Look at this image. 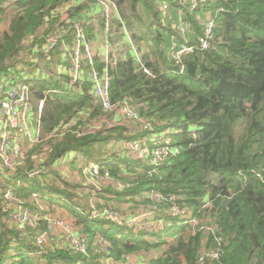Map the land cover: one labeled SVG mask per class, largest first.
<instances>
[{
  "label": "trees",
  "instance_id": "trees-1",
  "mask_svg": "<svg viewBox=\"0 0 264 264\" xmlns=\"http://www.w3.org/2000/svg\"><path fill=\"white\" fill-rule=\"evenodd\" d=\"M4 1L0 0V22L9 21V26L0 35V82L26 81L35 104L46 99L40 119L44 135L51 137L31 150L26 165L15 174L0 167V264H79L86 259L69 245H47L38 253V229L12 220L13 202L4 199L8 190L31 209L38 208L34 193L65 208L77 232L89 240L88 261L93 264L154 250L160 253L151 264H196L205 248L220 251L213 264H264V0H213L201 15L205 20L217 17L211 46L187 53L181 64L171 56L177 50L172 45L173 39L181 42L185 36L161 21V5L170 2L176 12L181 8L178 0L117 1L120 12L111 22L117 28L125 24L134 44L125 51L126 34L116 31L118 41L110 36L115 48L111 62L95 54L94 67L101 73L108 68L115 105L127 101L150 122V130L143 131L142 118L132 120L99 104L86 57L79 81L71 86L70 51L63 64L60 45L49 48L47 38L55 33L71 49L76 22L83 24L92 44L94 30L105 29L106 18L93 5L100 4L11 0L12 5H4ZM218 5L226 10L216 15ZM11 7L15 13L10 18ZM185 14L196 27L188 38L194 45L202 27L194 11ZM134 48L141 51L152 75L138 64ZM119 53L121 58H115ZM102 115L112 124L99 120ZM89 121L93 132L86 130ZM165 140L177 153L155 162L151 154ZM110 141L122 152L104 151ZM136 141L144 142L151 154L131 159L134 152L129 153L127 145ZM62 164L68 170H61ZM93 164L100 166L101 178L92 179L101 182L100 190L75 178L77 167L86 170ZM37 168L41 172L31 176ZM137 174L138 182L126 176ZM158 195L163 196L161 202L154 199ZM151 204L162 210L153 214V220L135 223L141 230L119 225L104 214L112 210L131 219L143 215ZM174 207L184 209L185 217L178 215L179 221L163 236L154 233L152 226L173 222ZM96 208L98 216L93 214ZM194 219L212 227L195 228ZM105 241L107 247L102 248L98 242Z\"/></svg>",
  "mask_w": 264,
  "mask_h": 264
},
{
  "label": "built area",
  "instance_id": "built-area-1",
  "mask_svg": "<svg viewBox=\"0 0 264 264\" xmlns=\"http://www.w3.org/2000/svg\"><path fill=\"white\" fill-rule=\"evenodd\" d=\"M103 7V15L106 18V22L109 26H111L112 18L118 14V6L114 0H92ZM213 0H178L181 4V8L176 12L171 10L170 2L164 3L161 5V21L163 25H167L173 21V25L175 29H178L182 34H184L185 42L181 43L173 39V49H177L175 53H172L178 64L182 63V57L185 53H192L196 49L206 50L211 46V39L213 38L216 26H217V17L211 16L207 20L202 19L201 15L206 11V8L212 5ZM220 1V0H214ZM223 10H226L224 6L217 7L216 15H219ZM194 11L196 13V18L198 22H200L202 26V34L198 38L197 44L190 45L189 32L193 29V24L188 21V16L185 12ZM176 20V21H174ZM181 21V23H178ZM186 21L189 24V28H187L183 22ZM75 40L71 47L69 48L68 44L60 38L59 35L53 34L48 38V44L50 49L56 48L57 45L63 46L66 50L70 51V56L72 58L73 63V80L71 81V86H73L77 81H79L81 69L83 65V59L86 57L88 59V64L92 67L91 75L92 80L94 81V93L99 102L102 105L104 110L108 112H114L120 110L126 117L132 120H140V112L138 109L131 105L129 102L125 101L119 105H115L112 102L111 97V75L108 72V68L103 72H99L95 69L94 58L95 51L93 49L92 44L89 42L87 34L85 32V28L81 22L75 23ZM107 54H106V62H111V52L115 49L111 44H107ZM122 50V48H119ZM135 50V56L137 61L142 66L141 68L148 74L152 75V72L144 65L141 60V56L138 53V50ZM115 58L120 59L118 55H115ZM182 72H184V65L182 66ZM31 85L26 81H13L10 84V87L0 96V165L3 168L9 170L10 173L15 174L20 167H24L26 165L28 159V153L26 143L29 141L31 143H38L40 141V130L37 137H33L29 124V113L32 108V93H31ZM46 104V99H40L38 102V119L44 111ZM112 120V119H111ZM113 122V121H112ZM110 124V123H109ZM147 129L150 130V125ZM145 126V125H144ZM40 128V127H39ZM128 148L130 151H133L136 156L140 159H144L147 155L151 154L149 148L144 145V142L136 141L128 144ZM175 154L177 151H171L170 142L165 140L162 142V147L157 148L151 155L155 161L161 159L162 157H166L170 154ZM93 168L86 169L91 179H99L101 178L99 164H93ZM41 171L34 170L30 172L31 176H35L39 174ZM106 176L109 177V173L106 172ZM95 187H97L96 181H93ZM38 193H34L32 197L37 201L39 198ZM4 199L6 201L13 202L12 208L10 210V215L12 220L19 224L24 225L26 227L38 229V236L36 237L37 247L39 251L44 250L49 241L52 240L53 236L59 238V240L69 245L72 251L75 254H79L85 256L86 259H83L79 264H93L88 261L89 258V240L84 237L82 234L78 233L76 227L68 223L67 221L54 217V215L49 214L45 209L39 207L37 209H31L25 204H23L22 200H18L15 197V194L12 190H8L4 194ZM157 202H161L163 200L162 195L156 196L154 198ZM152 210L149 214H154L158 210L161 209V205L152 204ZM177 210V212L184 211L181 208H172V212ZM47 213V214H46ZM94 216H98L99 214H95ZM104 214H106L107 218L111 221L116 222L119 225H130L135 226V229L141 230L140 225H135V223L139 222L140 215H137L131 219H128L126 216H121L118 212H114L112 210H105ZM173 214V213H172ZM186 215V213H185ZM178 216V215H177ZM132 220V221H131ZM45 222V227H42V222ZM131 221V222H129ZM192 223H198L197 220H193ZM157 226L163 227L164 224L160 223L159 225H154L151 227V230L157 229ZM202 228V227H201ZM208 229V227L206 226ZM105 244L107 242L105 241ZM220 256V251L216 249H206L203 250L197 258L196 264H213L214 260L218 259ZM97 264H132V256L125 255L122 258H111L106 259L104 262H100Z\"/></svg>",
  "mask_w": 264,
  "mask_h": 264
},
{
  "label": "crops",
  "instance_id": "crops-1",
  "mask_svg": "<svg viewBox=\"0 0 264 264\" xmlns=\"http://www.w3.org/2000/svg\"><path fill=\"white\" fill-rule=\"evenodd\" d=\"M12 3H13V1H11V0H5L4 1V5H8V4H11L12 5ZM93 5H95L96 7H97V10H98V12L99 13H103V8L100 6V5H97V4H93ZM211 6V5H210ZM9 11H13V12H10V18H11V16L15 13L14 12V10L12 9V7L9 9ZM118 15V14H117ZM10 20V19H9ZM4 22H6L5 23V25H6V27L7 26H9V21L7 22V21H4ZM121 22H123V20L121 21ZM1 23H3V22H0V24ZM95 25V24H94ZM96 26V25H95ZM116 31H119L121 34H126V37L125 38H123V40H124V43L125 44H127V45H129V47L128 46H126L125 47V51H127L130 47H131V45L132 44H134V41L132 40V38H131V35H130V32H129V30H128V28H127V26L125 25V24H123L122 23V26L121 27H115V26H113V24H112V22H111V26H109L108 25V23L107 22H105V29H101L100 27H97L95 30H94V36L91 38V41H92V46H93V49H94V51H95V54H100L101 56H105L106 57V54H107V50H108V48H107V44H111V46L113 47V41H112V39L110 38V36H114L113 34H116ZM55 34V33H54ZM118 34V33H117ZM113 39H114V41H118L117 39H118V35H115L114 37H113ZM127 39H129V40H127ZM122 41V40H121ZM61 48V49H60ZM60 48H59V51H60V62L61 63H67L68 62V57L66 56V54H67V50L63 47V46H60ZM56 50H58V49H56ZM56 50H54V51H56ZM58 51V52H59ZM138 53H139V55L141 56V60H142V62H143V59H142V53H141V51L140 50H138ZM121 53H119V54H116V55H118L120 58H121V55H120ZM126 54H127V52H125V56H126ZM31 55H32V57L33 58H35V59H37L38 60V55L37 54H32L31 53ZM136 57V56H135ZM138 62V61H137ZM144 63V62H143ZM138 64L140 65V63L138 62ZM52 70H53V73H56V71H57V67H56V70L55 69H53L52 68ZM43 72V70H41V73ZM48 73H50V72H48ZM46 74H47V72H46ZM51 74V73H50ZM32 75H33V73H32ZM10 87V81L7 79V80H5V81H3V82H0V96L8 89ZM39 102V101H38ZM38 102L35 104L33 101H32V108H31V110H30V113H29V124H30V129H31V133H32V135H33V137H37L38 136V134H39V130H40V141L38 142V143H36V144H34V143H31V142H27L26 143V146L28 147V149H27V153L30 155V152H31V150L32 149H34V148H36V147H38L43 141H45V140H47V138H45L46 136L44 135V133H43V127L41 126V119L39 120L38 119V109H37V106H38ZM35 106H36V108H35ZM40 127V128H39ZM51 137V136H50ZM43 138H44V140H43ZM41 155V154H40ZM42 156H44V155H42ZM36 159V158H35ZM89 161H91V160H89ZM0 167H1V165H0ZM10 173V172H9ZM11 174V173H10ZM43 201H45V202H47L48 201V199H47V197H43ZM48 203H49V201H48ZM39 204V203H38ZM51 206H55V205H51ZM187 211H188V209H187ZM146 212L147 211H145V213H143V215H140L141 216V218H140V220L146 215ZM189 212V211H188ZM138 215V214H137ZM151 218V220H153V219H155V216H153V214H149V215H147L146 216V218ZM139 220V221H140ZM174 221V220H173ZM177 223V222H176ZM170 224H172L171 222L170 223H165L164 224V226L163 227H160V226H157V229H156V231H154V233H158L159 235H161V236H163L164 235V233L166 232V231H168V230H170V229H168V228H171L172 226H173V224L172 225H170ZM179 224V223H178ZM175 225V224H174ZM23 228V227H22ZM39 232V230H37V233ZM155 240H156V238H154ZM60 241V240H59ZM61 242V241H60ZM60 242H58V243H60ZM62 243V242H61ZM60 243V244H61ZM99 244H102V248L103 247H107L106 246V244H105V242L104 243H101V242H98ZM56 246H58L59 248H61V247H65L66 246V244H64V243H62L61 244V246L60 245H56ZM96 251H97V249H96ZM97 252H99V251H97ZM153 252H156V250H154V251H150V252H144V253H141V254H137V255H135V254H131V256H132V264H151V261H152V259H154L157 255H155V254H153ZM160 253V252H159ZM111 258H118V257H108L107 259H111ZM104 261H106V259H99V263L100 262H104Z\"/></svg>",
  "mask_w": 264,
  "mask_h": 264
},
{
  "label": "rangeland",
  "instance_id": "rangeland-1",
  "mask_svg": "<svg viewBox=\"0 0 264 264\" xmlns=\"http://www.w3.org/2000/svg\"><path fill=\"white\" fill-rule=\"evenodd\" d=\"M115 2H116V4H117V8H118V11L120 12V8H119V5H118V3L119 2H117L118 0H114ZM225 10H223L222 12H224ZM10 12H13V11H10ZM119 12H118V14H119ZM174 21H176V20H174ZM177 22L178 23H181V21H178L177 20ZM5 23L6 22H3V23H1L0 24V35H1V33H2V31L4 30V29H6L7 27H6V25H5ZM171 24H173V21L171 22ZM183 24L187 27V28H189V24H188V22H186V21H184L183 22ZM198 25H200L201 26V24H200V22H198ZM202 27V26H201ZM217 27V26H216ZM196 31V27H195V25L193 26V29L189 32V37L191 36V35H193L194 34V32ZM181 38H182V36H180ZM47 40H48V38H47ZM185 40L184 39H182L181 40V42H184ZM192 43H195V44H197V41L196 42H192ZM174 48V45H172V49ZM175 53V52H174ZM187 53H185V54H183V56H185ZM172 58L175 60V58L172 56ZM182 60H183V57H182ZM176 61V60H175ZM182 66H181V73H182ZM104 114V113H103ZM86 116H84V115H82V116H84L85 118H87V120H90V117L88 116V114H85ZM81 118V117H80ZM101 118H105V116H101V117H99V120H102ZM141 118H142V121H143V123L145 124V126H143L142 128L140 127V129L139 130H141V131H143V130H147V128H148V126L146 125V124H149L150 125V122H147L146 120H144V118H143V116L141 115ZM105 120V123H107V124H112V120L110 119V118H105L104 119ZM88 123H89V125H88ZM90 121L89 122H87V127H86V130H90L91 129V132H93V129H92V127L90 126ZM104 123V121L101 123V122H99V125H101V124H103ZM95 124H96V121H95ZM98 124V123H97ZM109 124V125H110ZM61 131V129H59V131L58 132H60ZM60 134V133H59ZM45 138H47V139H49L50 138V136H46ZM43 140H44V138H43ZM43 143V142H42ZM117 143H113L112 141H110L109 143H107L106 145H107V148L105 149V147H104V151H106L107 152V150L109 149V151H115V152H119V153H121L122 152V148H120V145H118V146H115ZM113 148V149H112ZM127 148H128V145H127ZM124 150H126V147H125V149ZM128 151H129V153L131 152L130 151V149L128 148L127 149ZM108 151V152H109ZM130 154H132V156H131V159L134 157L135 159H138V156H136V155H134L133 153H130ZM105 155H107V154H105ZM169 156V155H168ZM44 159H46L47 160V155H44V156H42ZM167 157V156H166ZM166 157H162L161 159H158L157 161H155L154 160V158H153V160L155 161V162H161V161H163V160H165L166 159ZM40 158V157H39ZM34 162L35 163H39V160L37 161V160H34ZM60 169L61 170H68V168H67V165L66 164H62V166L60 167ZM35 170H38V168L37 169H35ZM75 178L78 180V182L80 183V184H83V183H87V184H92L93 186H95V184L96 183H94L93 182V180L90 178V177H85V175L86 174H88V171H85V170H81V169H79L78 167L75 169ZM126 176H128V177H130V179L131 180H134L135 182H138L139 180H140V178H139V176H141V174H137V175H126ZM96 182H98V181H96ZM101 182H99V183H97V190H100V189H98V188H101ZM96 188H94V190H95ZM38 203H39V207L40 208H42V209H45V210H47L48 212H51V213H53L54 214V217H57V218H61V219H63V220H65V221H67L68 223H71V224H73L74 223V220H73V218L68 214V211L65 209V208H63V207H57V206H51V204H49L48 203V201L47 202H45V201H43V198L42 199H38ZM111 204H113L114 205V203L113 202H110ZM152 204L149 206V208L147 209V212H146V215L143 217V218H146V216L147 215H149V213L151 212V210H152ZM124 210H126L127 212H128V210L127 209H124ZM99 209H95V214H99ZM130 212V211H129ZM128 212V213H129ZM173 214H172V216L175 218L174 219V221L173 222H171L173 225L176 223V222H178L179 220H176V217H177V215H179L180 217H185V212L184 211H180V212H177V210H174L173 212H172ZM47 214V213H46ZM140 218H141V216H140ZM140 218L138 219V220H140ZM132 221V220H131ZM131 221H129V222H131ZM172 224H170V225H172ZM201 224V222H199L198 221V223H193V227H197L198 225H200ZM74 225V224H73ZM202 225V230H206L207 228H206V226H209V227H212L211 225H207V224H205V223H202L201 224ZM23 228H25V227H23ZM77 230V229H76ZM189 231H191V229H189ZM173 239H177L176 237H174ZM58 242H60L59 241V238H57L56 236H53V238H52V240L51 241H49V243L47 244V245H50L49 247H51V248H56V247H58V246H56V245H60L61 246V244L60 243H58ZM45 249V248H44ZM206 249H208V248H205L204 250H206ZM43 251V250H42ZM42 251H39L38 250V253H42ZM159 252L160 251H156V252H153V254H155V255H158L159 254ZM259 264V263H258Z\"/></svg>",
  "mask_w": 264,
  "mask_h": 264
},
{
  "label": "clouds",
  "instance_id": "clouds-1",
  "mask_svg": "<svg viewBox=\"0 0 264 264\" xmlns=\"http://www.w3.org/2000/svg\"><path fill=\"white\" fill-rule=\"evenodd\" d=\"M156 231V230H155Z\"/></svg>",
  "mask_w": 264,
  "mask_h": 264
}]
</instances>
